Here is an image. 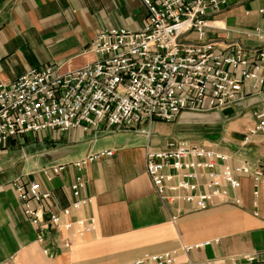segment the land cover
Wrapping results in <instances>:
<instances>
[{
    "label": "crops",
    "instance_id": "obj_1",
    "mask_svg": "<svg viewBox=\"0 0 264 264\" xmlns=\"http://www.w3.org/2000/svg\"><path fill=\"white\" fill-rule=\"evenodd\" d=\"M147 15L142 0H0V82H13L31 68L68 72L87 66L98 58L90 49L98 32L139 31ZM208 20L206 39L214 42L216 52L231 54L236 45L264 52V0L235 4ZM260 74L264 77V70ZM243 90L242 99L218 113L231 110L221 117L227 120L225 129L202 140L187 139L178 124L216 112L183 111L173 123L155 120L159 131L151 129L152 123L149 136L139 133L149 130L146 123L130 130L102 124L96 136L80 128L47 129L1 144L0 264H126L169 249L180 250L183 262L221 257L229 264V257L264 250V185L255 198L251 179L241 175V188L234 193L241 205L198 211L192 204L163 201L146 171L147 151L165 149L170 141L214 148L230 155L232 168L240 160L264 167L263 135H250L256 114L264 110V91L250 81ZM106 149L113 155L81 170L86 181L82 196L91 201L71 215L94 218L95 229L83 237L74 228L52 231L39 242L12 182H40L41 192H50L44 208L59 211L74 199L70 185L77 170L71 163ZM55 164L67 167L48 180L44 169ZM203 242L209 244L195 248ZM185 245L191 247L187 253Z\"/></svg>",
    "mask_w": 264,
    "mask_h": 264
},
{
    "label": "built area",
    "instance_id": "obj_2",
    "mask_svg": "<svg viewBox=\"0 0 264 264\" xmlns=\"http://www.w3.org/2000/svg\"><path fill=\"white\" fill-rule=\"evenodd\" d=\"M251 0H142L148 15L139 31L107 29L97 33L90 45L97 55L93 63L61 72L58 67L31 68L17 80L0 82V145L12 138L47 129L93 130L100 125L130 130L146 123L149 136L155 120L174 121L181 112L223 109L244 97L243 86L264 91V52L236 45L233 53L216 52L207 40L209 17ZM195 38H189V33ZM262 134L264 110L256 114L250 135ZM248 140V138H246ZM113 150L88 152L71 165L77 170L70 188L74 199L59 211L44 208L50 192H41L36 180L12 182L24 213L43 242L47 233L75 229L79 237L95 229L92 217L71 219L72 210L90 203L82 196L86 185L81 170L89 163L113 155ZM230 155L185 141H170L162 150H148L146 171L158 196L165 202L192 204L198 211L217 204L241 205L234 194L248 176L257 198L264 185V167L240 160L232 168ZM67 165L44 169L48 180ZM256 204V202H254ZM257 215V212H254ZM175 217H173V220ZM70 246V240H65ZM209 242L195 245L205 246ZM190 246H183L187 253ZM47 253V250H45ZM180 250L145 253L126 264H224L225 258L204 261L179 259ZM52 257V254H50ZM229 264L264 261V250L238 254Z\"/></svg>",
    "mask_w": 264,
    "mask_h": 264
},
{
    "label": "rangeland",
    "instance_id": "obj_3",
    "mask_svg": "<svg viewBox=\"0 0 264 264\" xmlns=\"http://www.w3.org/2000/svg\"><path fill=\"white\" fill-rule=\"evenodd\" d=\"M188 36L191 39L195 38V34L193 32L189 33ZM220 110L221 109L209 111V112H216L211 115L210 114L204 115L198 117L197 119L190 118L189 120L183 121V123L178 124L179 127L181 128L179 132L185 135L187 139L194 141L202 140L206 137V135L215 136L220 134L225 129L227 124V120L221 117H225L226 114L229 113V111H231L229 109L228 110L226 109L221 112V115H219L218 113H220ZM174 125L171 124L169 126H174ZM147 129H149V126H147ZM151 129L153 130L158 129L157 131H159V128L156 127L155 121L153 122ZM33 136L36 137L35 134Z\"/></svg>",
    "mask_w": 264,
    "mask_h": 264
}]
</instances>
